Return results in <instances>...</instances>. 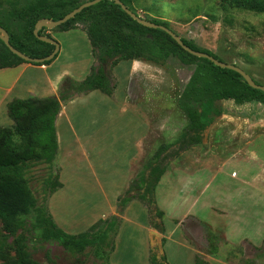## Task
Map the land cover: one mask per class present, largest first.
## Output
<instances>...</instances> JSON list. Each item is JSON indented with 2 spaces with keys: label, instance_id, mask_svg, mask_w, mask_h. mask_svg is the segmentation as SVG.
<instances>
[{
  "label": "rangeland",
  "instance_id": "obj_1",
  "mask_svg": "<svg viewBox=\"0 0 264 264\" xmlns=\"http://www.w3.org/2000/svg\"><path fill=\"white\" fill-rule=\"evenodd\" d=\"M27 1L0 0V18ZM88 1L91 0L82 3ZM130 7L146 20L166 21L181 38L241 67L264 85V13L241 10L222 0H132ZM43 36L59 42L58 55L65 66L76 68L80 60L90 57L85 48L89 39L81 21L69 31L46 27ZM132 61L114 64L110 61L107 65L112 95L97 90L89 98L77 99L66 106L64 119L57 127L58 138L61 137L56 159L51 165L33 166L27 173L37 198L43 201L46 197L48 213L69 234L95 232L106 226L104 222L118 216L114 250L107 245L112 241L111 232L97 256L91 246L77 252L58 242L35 243L32 237L36 233L29 226L12 232L0 220V264H11L16 259L21 239L27 240L32 256L41 264H150L151 253L160 259L162 252L172 264L171 250L168 249V254L165 249L167 239L164 245L161 243L166 232L163 235L151 227L149 210L138 197L144 189L137 184L143 166L166 144H171V148L166 152L168 167L161 178L163 198L187 190L191 199L199 200L192 206L194 211L206 217L204 203L214 206L232 203L239 197L237 189L243 181L255 185L252 190H257L256 197L264 198V103L222 101L225 113L204 133L203 143L177 154L176 141L187 125L178 100L192 70L171 58L162 63L140 60L143 65L137 64L131 73ZM95 62L93 68L99 65L97 57ZM132 169L133 178L127 188L123 187ZM62 175L65 188L51 193L52 186L46 180L52 176L60 182ZM129 196L132 199L127 201ZM187 198H174L179 202L175 206L179 215L188 207ZM132 202L130 219H139L141 224L146 219L145 230L136 229L132 222L123 226L121 216ZM166 208L169 211L171 204ZM178 222L174 220L175 224ZM182 223L181 227L188 230L185 242L199 251L194 263L197 258L204 261L202 252L220 255L231 264H254L263 258L264 243L261 247L244 242L233 244V238L229 241L222 230L213 231L208 225H197L188 218ZM187 260L180 253L175 263L187 264Z\"/></svg>",
  "mask_w": 264,
  "mask_h": 264
},
{
  "label": "trees",
  "instance_id": "obj_2",
  "mask_svg": "<svg viewBox=\"0 0 264 264\" xmlns=\"http://www.w3.org/2000/svg\"><path fill=\"white\" fill-rule=\"evenodd\" d=\"M129 9L132 0H121ZM241 10L264 13V0H222ZM82 0H28L24 5L14 7L0 18L2 26L9 34L11 44L18 50L35 58L48 56L54 45L41 41L34 35L36 23L41 19L59 20L78 7ZM81 21L91 43L93 53L99 62L98 67L82 81L67 77L63 80L59 95L47 97L14 98L7 103V112L13 120L12 126H0V220L9 231L29 226L36 233L35 243L58 242L64 248L83 252L89 246L95 255L102 252L104 239L109 232L111 242L108 246L114 250V238L117 234L114 216L104 222L106 226L97 231H85L77 235L69 234L60 228L48 213L47 199L40 201L35 195L27 173L33 166L51 165L56 159L58 140L56 119L61 112L62 103L73 99L76 94H85L99 90L108 95L113 93L112 81L107 73V65L123 60H145L162 63L176 58L191 68V77L179 97L178 105L183 110L187 125L176 144L177 154L190 147L202 144L204 133L225 113L221 105L224 100H233L236 104L251 101L264 103V91L251 87L238 72L217 66L207 58L192 55L182 48L176 40L160 28L144 26L128 15L115 1L102 0L85 8L74 18L57 26L61 31L76 28ZM156 24L169 27L166 21L151 19ZM46 27L39 31L43 35ZM183 39V38H182ZM190 48L206 52L219 59L208 49L196 47L183 39ZM44 63L49 64L57 58ZM221 60V59H219ZM30 63L20 58L6 46L0 38V68L14 67L21 63ZM171 144L161 147L148 160L138 174V186L144 189L139 198L149 210V221L153 229L165 234L164 211L155 198L156 188L167 171L166 152ZM57 179V180H55ZM55 180V181H53ZM52 182V183H51ZM54 193L61 187L58 178L52 176L46 180ZM132 188V187H131ZM132 197H128L130 201ZM166 238H161L164 245ZM16 259L11 264H41L29 250L26 239H21L16 248ZM150 264H169L165 252L159 259L151 253ZM195 264H208L197 258Z\"/></svg>",
  "mask_w": 264,
  "mask_h": 264
},
{
  "label": "crops",
  "instance_id": "obj_3",
  "mask_svg": "<svg viewBox=\"0 0 264 264\" xmlns=\"http://www.w3.org/2000/svg\"><path fill=\"white\" fill-rule=\"evenodd\" d=\"M85 48L90 51V57L87 59L80 60L76 68H70V66H65L60 62V55L57 56L49 64H33V63H21L14 67L0 68V126H12L14 124L13 120L9 117L7 112V103L14 98H29V97H47L52 95H59L60 86L63 80L67 77L73 78L77 81L84 80L90 73L93 66L96 65V57L93 54V49L90 41L86 42ZM61 49L59 50V52ZM133 66L131 73L134 71L136 65H143L139 63L140 60H133ZM70 68V69H67ZM97 91V90H95ZM95 91L88 92L87 96H75L73 99L63 102L61 112L56 119V131L58 123L64 119L66 106L72 104L77 99L87 97L89 98ZM63 134V133H62ZM60 135L58 140V151L60 149ZM134 160L131 159V163ZM133 169L130 175L126 177L123 187H128L130 180L133 178ZM163 179V178H162ZM162 179L157 186L156 198L157 203L160 205V209L164 211V222L166 228L165 237L167 239L165 249L171 250L172 255L169 259L172 264L175 263V259L178 258L180 253L186 256L187 264H195L194 257L195 253L199 252L193 245L185 242V232L188 230L182 228L184 224L182 221L185 218L192 219L197 225L206 224L213 229V231H221L230 241L233 238V244L238 243H250V246L261 247L264 243V198L256 197L257 190L252 189L256 186L250 182L243 181L237 189L238 196L232 203L226 202L222 206H214L208 203H204V207L208 212V216H204L197 211H194L192 206H196L198 203L197 197L191 199V192L186 190V193L180 194V192L169 193L168 197L163 198L162 196ZM61 189L65 188L64 176H61ZM161 187V191H160ZM59 188V189H60ZM193 193V192H192ZM244 193L246 196H240ZM191 194V195H190ZM188 197L189 201L188 207L182 215L178 214V210L175 212V206L179 204L174 198L185 199ZM190 196V197H189ZM160 197V198H159ZM108 200V195L105 194V200ZM133 203V202H132ZM131 203V204H132ZM130 204V205H131ZM171 204V209L167 211L166 206ZM129 205V206H130ZM134 203L126 210L125 215L121 218L123 219V226L126 223L132 222L136 229H146L147 222L146 219L144 223H140L139 219L131 220L132 216L130 210ZM165 206V208L163 207ZM178 209V208H177ZM119 215V214H118ZM212 215V216H211ZM168 218V219H167ZM174 220H178V224L174 223ZM213 220V221H212ZM146 223V224H145ZM195 225V226H197ZM221 226V227H219ZM262 242V243H261ZM203 260L208 264H231L221 257H216L212 254L203 253ZM146 258L143 259V261ZM189 261V262H188ZM254 264H264V255L260 261Z\"/></svg>",
  "mask_w": 264,
  "mask_h": 264
},
{
  "label": "water",
  "instance_id": "obj_4",
  "mask_svg": "<svg viewBox=\"0 0 264 264\" xmlns=\"http://www.w3.org/2000/svg\"><path fill=\"white\" fill-rule=\"evenodd\" d=\"M100 1H102V0H91V1H88V2H84V3L80 4L78 7L74 8L73 10L68 12L64 17H62L59 20L41 19V20H39L36 23L35 29H34V35L36 36V38L41 40V41L47 42V43L52 44V45L55 46L54 50L48 56L41 57V58H35V57H31V56L27 55L26 53L18 50L17 48H15L11 44L9 34L2 26H0V38L4 41V43L11 50V52L16 54L20 58L24 59L25 61H28V62H31V63H44L46 61H50V60L54 59L55 56L59 53L60 44H59V42L57 40H55L52 37L40 35L39 31L42 28H44V27L54 28V27L60 26V25H62L64 23H66L67 21H69L70 19L74 18L78 13H80L85 8L90 7L92 5H95V4L99 3ZM111 1H115L116 4L120 5L122 7V9L128 15H130L134 20H136L140 24H142L144 26H147V27L160 28V29L164 30L170 36H172V38L174 40H176V42L180 46H182V48L187 50L192 55H195V56L201 57V58H207L210 61H212L214 64H216L217 66H220L222 68H228V69L234 70V71L238 72L241 76H243L244 80L251 87L264 91V85L257 83L252 78V76H250L241 67H239V66H237L235 64L226 63V62H224L222 60H219V59L215 58L214 56H212V55H210V54H208L206 52H202V51H198V50L190 48L188 45H186L184 43L183 39L176 32H174L171 28L166 27L164 25L156 24L154 22L146 20L145 18H142L137 13H135L134 11L129 9V7H127L121 0H111Z\"/></svg>",
  "mask_w": 264,
  "mask_h": 264
}]
</instances>
